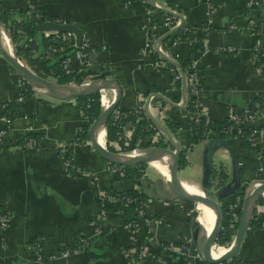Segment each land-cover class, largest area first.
Segmentation results:
<instances>
[{"label": "crops", "instance_id": "crops-1", "mask_svg": "<svg viewBox=\"0 0 264 264\" xmlns=\"http://www.w3.org/2000/svg\"><path fill=\"white\" fill-rule=\"evenodd\" d=\"M260 2L257 8L248 5V0H0V26L9 36L16 57L38 76L56 82L49 74L48 62L63 57L76 76L70 83L115 79L121 94L114 109L123 115L108 145L125 153L162 147L160 143L171 148L177 143L184 159L183 165L177 166L178 179L195 184L201 173V188L215 196L232 184L230 155L226 148L216 147L210 159L216 175L209 180L208 174L203 178L207 143L191 139L185 110L174 101L175 83L179 87L177 101L188 90L187 83L184 81L182 87L181 78L174 79L169 67L148 62L142 52L147 25L153 26L150 28L158 35L162 49L175 58L180 69L183 61L185 71L195 66L193 101L199 103L206 120L222 121L227 109L247 108L258 116L255 123L246 126L264 128V55L253 51L254 46L264 51V0ZM28 8L36 9L43 19L77 28L79 42L76 44L73 32L57 31L61 37L56 52L46 54L37 28L28 37L30 23L24 15ZM167 16L177 18L179 25L164 36L168 32L163 26ZM164 61L174 66L167 58ZM18 76L0 56V215L5 218L0 226V264H141L147 260L125 258L134 241L124 221L129 202L119 194L106 193L105 188L143 194L142 215L156 219L152 250L158 249L159 254L153 264H209L202 256H195L201 254L206 238L201 232L205 223L202 219L199 222L197 215L192 218L186 200L173 196L162 175L149 166L152 162H146L151 174L134 169L136 176L128 178L122 167L123 172L116 171L89 138L83 137L84 118L74 98L53 99L28 83L32 92L20 95L15 79ZM102 90L111 101L112 90ZM148 93L154 96L142 103L140 99ZM138 104L146 106L144 113H134ZM147 118L156 124L154 132L145 139L135 138L139 122ZM166 120L178 127L172 129ZM102 128L105 145V126ZM244 132V147L238 136L230 135L225 140L237 158L240 180L236 190L218 201L220 207L228 209L227 228L234 224L236 228L240 208L230 209L231 204L239 198L241 206L246 193L243 183L251 187L262 160L260 147L247 140V127ZM153 135L159 139L156 143L151 142ZM26 138L32 139L28 146L24 145ZM146 141L149 143L144 147ZM62 145L67 150L60 154L57 148ZM158 162L167 160L154 163ZM220 172L221 177L217 176ZM116 175L120 178L115 179ZM100 210L103 215L97 219ZM252 213L264 214V207L256 200ZM80 235L85 239L81 245ZM169 243L173 246L168 248ZM28 246L39 250L41 263ZM232 258L215 264H264V228L248 224Z\"/></svg>", "mask_w": 264, "mask_h": 264}, {"label": "water", "instance_id": "water-1", "mask_svg": "<svg viewBox=\"0 0 264 264\" xmlns=\"http://www.w3.org/2000/svg\"><path fill=\"white\" fill-rule=\"evenodd\" d=\"M164 12L170 13L169 11L162 9ZM180 18V17H179ZM181 23V19H180ZM39 31L44 30H55L58 32L63 31H71L74 33L76 37V44L80 40V32L77 28L65 24V23H56L53 21H44L40 23L38 26ZM171 31L165 33L164 36L168 35ZM0 56L2 59L10 65L14 71L26 82L28 83L33 90L35 88H43L40 92L46 96H49L53 99L57 100H65L69 98H76L78 96H86L92 93L98 92L101 89H110L113 92V97L111 99V103L108 107L101 110L96 118L91 122L88 127L87 135L91 142V145L97 150L102 158H104L107 162L115 165H120L123 167H131L139 163H146L154 160L159 156H167L169 159L168 163V186L173 194L174 197L179 199H185L193 202H198L201 204H205L210 206L214 212V220L213 225L209 234L206 236L202 243L201 247V256L204 262L209 264H215L222 262L226 259L235 257L239 244L242 240L244 235L245 229L247 228L250 220V216L252 213V209L255 203L256 198L264 194V181L256 186V187H249V183H243V186L246 188V193L242 199L241 206L239 209V216L237 220V226L235 229L234 237H233V245L222 255L217 258H212L210 256V248L213 244V240L217 234L221 215H220V205L218 203L219 199L223 196L228 195L232 191L236 190L239 187L240 180L238 174V167H237V158L234 154L232 148L223 140L213 141L206 144L204 148V161H205V170L203 173V178L207 176V171L210 168V159L213 150L218 147H224L227 149L233 168V177H232V184L226 187L221 193L215 195V197H211L209 194H204L202 191L201 195H192L187 194L181 191L179 187L180 180L177 177V161H178V153H179V145L177 143L171 144V148H164V147H155L151 148L144 153L139 155H135L130 159H122L120 154L113 152L107 149L104 145H99L94 137L95 131L99 126H103L106 122L107 118L109 117L111 111L117 106V103L120 98L121 90L118 82L115 79H94L91 80L89 83L85 85L79 84H59L49 79L43 78L41 76L36 75L32 72L29 68L23 65L17 58L15 53L13 55L9 54L5 48L2 46L0 42ZM171 63V62H169ZM173 64L175 67L178 68V71L181 76L182 87L184 86V76L182 71L180 70L178 64ZM36 91V90H35ZM162 98L161 96H159ZM183 99V97H182ZM184 100V99H183ZM176 105V104H175ZM178 106V105H176ZM154 125H156L153 122ZM168 140L170 136L168 135Z\"/></svg>", "mask_w": 264, "mask_h": 264}, {"label": "built area", "instance_id": "built-area-1", "mask_svg": "<svg viewBox=\"0 0 264 264\" xmlns=\"http://www.w3.org/2000/svg\"><path fill=\"white\" fill-rule=\"evenodd\" d=\"M261 0H248V5L254 6L259 8L260 7V2ZM148 12L149 15H151V10H149ZM24 15L26 18L30 19V20H35L32 25L36 26V28L38 29V26L40 25V23L44 22V21H50L49 19H43L39 13L36 11V9L34 8H28L24 10ZM181 16V15H180ZM179 25V20L177 18H174L172 16H167L164 18V22H163V26L165 28V30H170L172 28H175L176 26ZM153 29V26L151 24L147 25V34L148 37L145 40L144 44H143V53L145 56L148 57V59L152 65L155 66H165V61L164 58H167L168 60H170L171 62H173L174 64L175 62V58L168 56V54H166V51L162 49L161 45H160V41L158 39V35H154L153 31L151 30V28ZM261 30L264 32V28H261ZM41 33V35L47 39V43H46V54H54L56 52V47L59 45L60 42V37L61 35H59V33L55 30H44V31H39ZM201 44L203 46H205V44L203 42H201ZM254 53H256L259 56H263L264 55V51L260 48H258L257 46H254L253 48ZM75 58H79V52L75 53ZM60 66L61 69L63 71L64 74H70L72 73L70 66L68 65V59L67 58H63L60 62ZM172 70V74H173V78L174 79H180V73L178 71L177 67L170 68ZM183 73V72H182ZM184 76V81L187 83V91L184 93L183 99L180 98L177 102H175L176 105H178L179 107H181L182 109L185 110V116L188 118L189 121H191L193 124L198 125L199 130H193L191 131L192 134H194L196 136V141L198 142H203V143H207L208 140L212 137H217L221 132L222 133H231L232 135L238 136L240 138L241 134L244 132V129L247 127L248 130V135H247V140L254 142L256 145H258L260 147L261 153H262V160L260 161L259 165L257 166L254 174V180L251 181L250 186L251 187H256L258 185H260L263 181H264V128L259 127L258 125H252L250 127L246 126V124L248 123H255L257 121V113L256 111H252L250 109H235V108H229L226 111L225 117L223 119L222 125L220 127V130H217L213 127L212 125V121L206 120L204 118V115L201 111L200 105L199 103L195 100L193 101L191 104H189L188 102V93L194 95V87H195V78H196V71H195V66L191 65L186 71L185 73H183ZM264 77V76H263ZM22 78L21 77H17L16 78V83L18 86V90L19 91H24V85L22 83ZM24 81V80H23ZM70 83V82H68ZM74 84V83H72ZM87 84L86 82H84L82 85ZM98 101H99V107L101 110L105 109L106 107L109 106V104L111 103L110 100L105 99V102L101 101L102 96L104 95L103 90H98ZM153 93H148L147 95H145L144 99L141 98L140 101L143 103L144 100H150L153 97ZM144 110L146 111V106L142 105V104H138L136 105V107L134 108V113L135 114H142L144 113ZM123 113L122 111H120L119 109H113L110 113V117L113 120V122H115L116 124L119 125L120 123V118L122 117ZM83 116V115H82ZM84 118V117H83ZM85 120V119H84ZM3 130L0 129V136L2 134ZM159 139L157 138L156 135H153L151 137V142L156 143ZM32 142L31 138H26L24 140V145L28 146L30 143ZM150 148H154V146H151ZM66 147L65 146H60L57 148V151L60 154L65 153ZM114 150H116V147H114ZM145 151H147L146 149L144 150H136L134 152H125V153H119V154H129V155H139L141 153H144ZM114 152V151H113ZM111 166H114L116 168V171H122L123 166L120 165H115L112 164ZM136 192V191H135ZM125 197L124 200L126 203L131 201V198L125 194V192H123ZM240 199L237 198L236 199V203H232L231 204V208L234 207H239L240 208ZM141 207L142 205L139 204L138 207H136L134 209V211L137 213V215L139 216H143L141 213ZM103 215V211L100 210L98 215H97V219H100L101 216ZM253 213H251L250 219L253 217ZM144 217V216H143ZM154 218L152 217H144V223L147 225L146 228V235H145V239H147L143 245L138 246L137 248L135 247H130L129 249L126 250V252L124 253L125 258L129 259L130 257H148L149 256V251L152 250V227L155 223ZM4 221L5 218L4 216L0 215V226L4 225ZM232 221V220H231ZM125 227L126 230L128 232H130L131 234H133L136 230H137V226L136 224L132 223L131 221H128L125 223ZM78 242L81 244H84L85 239L83 236H78ZM173 245L171 243H169L167 245V247H172ZM30 249H33V251L36 253V260L41 263V255L40 253H38V249L34 248L33 246H28ZM66 251V250H65ZM67 252V251H66ZM196 257L201 258V254L196 253L195 254Z\"/></svg>", "mask_w": 264, "mask_h": 264}, {"label": "trees", "instance_id": "trees-1", "mask_svg": "<svg viewBox=\"0 0 264 264\" xmlns=\"http://www.w3.org/2000/svg\"><path fill=\"white\" fill-rule=\"evenodd\" d=\"M34 21L35 20L27 19V22L30 23V31L28 33V37H31L34 34V31L36 29V26L32 25V23ZM10 37L13 40V38H14L13 32H10ZM39 43L41 46H46L47 39L44 38L43 36H41ZM62 59H63V57H57V58L53 59L52 61L48 62V67L50 69L49 74L56 79L57 83L66 84V83L70 82V80H72V79L75 80L76 76L73 72L70 74H64L63 73L61 66H60V62ZM185 65H186L185 61L180 62V67H181L180 70L183 73H185V70H184ZM165 66L169 67V68H173L172 65H169L167 63H165ZM18 77H20V76H18ZM22 83L24 85L25 90L20 91V95H24V96L29 95L32 92V89L23 80H22ZM174 91L176 93V96L174 97L176 100H174V101L177 102V98L179 95V87L176 83H175V90ZM98 97H99L98 92H95V93H92L90 95L78 96V97L74 98V100L78 103L80 110H81V113L85 119L84 123L81 125V129L83 131V134H82L83 137H86V138L88 137L87 129H88L89 125L91 124V122L96 118V116L101 111L100 107H99ZM193 100H194V95L188 93L189 104H191L193 102ZM222 122H223V120L222 121H212V125L215 129L220 130ZM166 124L169 127H171L172 129H176L178 127V124L172 123L171 121L166 120ZM104 126H105V131H106V140H107V142L105 143V147L107 149L113 151L112 147L110 145H108V142L116 136V133L118 131L117 125L115 122H113V120L109 116L107 118ZM185 126L187 129V132L191 136V139L193 141H195L196 136L194 134H192L191 131H193V130L198 131L199 130L198 125L193 124L189 120H186ZM154 130L155 129L153 128V124L151 123V121L148 118L144 119V120L139 122V125L137 127V134H136L135 138H137V137L142 138L143 137L142 139H145L148 135H151L154 132ZM171 131H174V130H171ZM230 135H232V134L221 132L217 137L210 138L207 143L213 142V141H218V140L225 141ZM245 136H246L245 132H243L240 136V144L242 147L247 145V143H246L247 141L245 139ZM148 143H149V141H146V143H143V146L144 147L147 146ZM159 145L162 147L164 146L163 143H160ZM66 150H67V148H66ZM183 163H184V159L181 156V153H179L177 166L180 167L183 165ZM139 166H142V165L138 164V165H135L133 167H122L124 169V172H125L124 176H126L128 178L135 177L136 175L133 173V170H134L133 168L139 167ZM207 174H208V179L210 177L213 179L216 175V172L210 167L207 171ZM221 175H222L221 172L217 173V176L221 177ZM119 178L120 177L116 175L115 179H119ZM105 190H106V193L119 194V195H121V197H125V195L122 191H114L112 188H105ZM125 194H127L131 198V201L127 205H125L126 217H125L124 221H125V223L128 221H131L132 223L136 224V226H137V230L133 233L134 241L131 245H129V247L137 248L138 246L143 245L145 242H147L146 241L147 239H145L147 225L144 223V217L137 215V213L134 211V209L136 207H138L139 204H141L140 202H141V199L143 197V194H141V193L137 194L132 189H127L125 191ZM234 194L237 195L238 193L235 192ZM256 204L262 205L264 207V197L258 196L256 199ZM220 215H221V219H220L218 231H217V234L215 237V242L221 246V245H224L226 240H227L224 237L225 234H223L222 230H228V232L230 230L229 228H227L228 217H229L228 209L220 207ZM249 226L250 227L260 226V227L264 228V214H261V213L254 214L253 217L249 221ZM234 227H235V224H234ZM75 242H76V240H75ZM158 254H159L158 249H153V250L149 251V256H148L147 260L143 261L141 264H153L154 261L156 260V258L158 257ZM231 260H233V258ZM123 263L124 262H122L121 264H123Z\"/></svg>", "mask_w": 264, "mask_h": 264}, {"label": "bare ground", "instance_id": "bare-ground-1", "mask_svg": "<svg viewBox=\"0 0 264 264\" xmlns=\"http://www.w3.org/2000/svg\"><path fill=\"white\" fill-rule=\"evenodd\" d=\"M0 42H1L2 46L5 48V50L9 54H11V55L14 54V50H13V47H12V45L10 43L9 36L7 35L6 31L2 28V26H0ZM35 90L40 93L43 90V88L41 89V88L37 87V88H35ZM103 98L106 99L105 96H102L101 101H103ZM102 127L103 126H99L96 129V131H95V134H96V132L101 128L99 130V132L97 133V135H96V139H97V136H98L97 143L99 145H103V142H104V130H103ZM95 134H94V137H95ZM134 156L135 155H129V154L120 155V157L122 159H130V158H132ZM157 160H162V161L163 160H167V162L169 163L168 157L167 156H159V157L155 158L154 160L150 161L152 163L149 165L155 171L159 172L165 179H168L167 162L154 163V162H157ZM195 184L187 182L186 180H181L179 182V187H180L181 191L184 192V193L192 194V195H201L202 194L201 190ZM195 204H197L196 208H195V211H196V215L199 216V218H198L199 222H200V219H202L203 222L205 223L204 224L205 228H203V229H204V234H205L204 236L206 237L209 234V232L211 230V227L213 225L214 212H213L212 208H210V206H208V205L201 204V203H198V202H196ZM232 242L233 241H231L230 245H228L225 248H218L217 246H214V243H213L211 248H210V256L212 258L219 257L220 255L225 253L233 245Z\"/></svg>", "mask_w": 264, "mask_h": 264}, {"label": "rangeland", "instance_id": "rangeland-1", "mask_svg": "<svg viewBox=\"0 0 264 264\" xmlns=\"http://www.w3.org/2000/svg\"><path fill=\"white\" fill-rule=\"evenodd\" d=\"M34 72H37V71H34ZM105 146V145H104ZM148 150V149H147ZM113 151L114 152H116V153H120L119 152V149H116V150H114L113 149ZM139 164H141L142 166H139V167H135V168H133V169H137V172L138 173H142V172H146L147 171V173L148 174H151L152 173V169H150V167L148 166V164H146V163H139ZM136 165H138V164H136ZM135 166V165H134ZM157 173V172H156ZM159 174V173H158ZM203 176V175H202ZM162 178L164 179V181L165 182H167V180H165V178L162 176ZM200 179H201V173H200V175H199V178L195 181V183H196V185L203 191V193L204 194H209L211 197H215L210 191H208L207 189H202L201 188V185H200ZM206 179V178H205ZM207 180H209L208 179V177H207ZM216 183H217V181H215ZM214 181H213V184L215 183ZM168 183V182H167ZM205 188H206V184H205ZM210 188V187H209ZM185 201V200H184ZM185 205L188 207L187 208V210L189 211V213H191V216H192V218H194V216L196 217V211H195V202H193V201H188V200H186L185 202ZM201 229H202V227H201ZM230 230H229V232H228V230H222L223 231V234H225L224 235V237L227 239L226 240V242H225V245L226 246H224V247H227L228 245H230V243H231V241H233V237H234V233H235V227H234V225H232V227L231 228H229ZM202 234H203V237H204V230L202 229ZM214 246H217V247H223V246H218L217 245V243L215 242V240H214Z\"/></svg>", "mask_w": 264, "mask_h": 264}]
</instances>
